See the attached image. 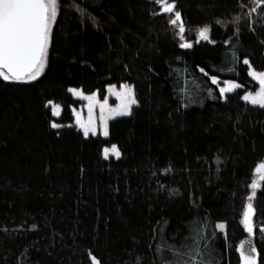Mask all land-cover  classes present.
<instances>
[{"label":"trees","instance_id":"obj_1","mask_svg":"<svg viewBox=\"0 0 264 264\" xmlns=\"http://www.w3.org/2000/svg\"><path fill=\"white\" fill-rule=\"evenodd\" d=\"M175 4L190 48L155 0H59L43 74L0 78V264H161L158 245L183 241L193 219L213 264H241V243L264 264V187L255 235L242 224L264 162V108L242 98L259 88L244 59L264 72V5ZM204 26L215 43L200 39ZM212 76L242 87L223 98ZM123 84L131 114L85 137L74 115L84 101L69 89L104 99ZM112 145L119 159L104 157Z\"/></svg>","mask_w":264,"mask_h":264},{"label":"snow or ice","instance_id":"obj_2","mask_svg":"<svg viewBox=\"0 0 264 264\" xmlns=\"http://www.w3.org/2000/svg\"><path fill=\"white\" fill-rule=\"evenodd\" d=\"M162 8V13L169 14V23L178 28V35L182 48L192 47L191 43L185 40L184 33L186 31L182 15L176 9L175 0H155ZM257 5H264V0H254ZM59 9V0H0V78L4 81H35L40 77L47 64L48 49L51 42V33L53 25L56 22ZM255 11V9H252ZM240 17L235 18V23L239 22ZM221 23L220 21H217ZM199 37L201 40H211L210 29L204 26L199 29ZM243 63L249 65V75L258 80L260 89L253 94L248 92L242 98L251 103L253 106L264 108V72H257L251 69L250 61L244 59ZM202 72L203 68L200 69ZM207 74V73H206ZM212 83L219 84L220 81L216 76L211 77ZM242 85L227 81L225 87L220 88V94L224 96ZM70 92L75 95L82 96L89 101V117L87 121L80 118L77 113L76 123L83 130V135L87 137L91 132L93 135L97 132V125L91 113L93 107L98 103L96 97L84 96L83 92L70 88ZM118 99L121 101L119 108L113 109L107 105V102L100 104L101 120L103 121V135L108 136V119L112 116L130 115L132 105L137 103L134 90L131 86L125 84L121 91H116L115 86L110 88ZM52 105V114L59 116L61 107L48 101ZM62 125L53 121L51 127L60 128ZM104 157L107 159L109 155L120 158L121 152L116 145L111 148L103 149ZM255 172L258 174L259 180H253L250 187L252 193L248 197L247 208L243 213L242 224L246 231L254 236L255 224L253 217L255 209L252 205V199L256 195V189L264 187V162L259 163ZM222 231L226 225L218 224ZM264 230V229H262ZM206 224L198 219H193L188 226V235L179 243H168L163 239L157 247L160 253L161 264H213L212 250L206 243L207 235L205 234ZM203 243V246H202ZM241 264H260V253L251 246L245 251L244 244L239 246ZM93 264H101V261L92 255Z\"/></svg>","mask_w":264,"mask_h":264},{"label":"rangeland","instance_id":"obj_3","mask_svg":"<svg viewBox=\"0 0 264 264\" xmlns=\"http://www.w3.org/2000/svg\"><path fill=\"white\" fill-rule=\"evenodd\" d=\"M53 27H54V25H53ZM176 27V26H175ZM177 28V27H176ZM52 30H53V28H52ZM52 34V33H51ZM51 43V42H50ZM49 47H50V45H49ZM49 50V49H48ZM253 77V76H252ZM39 78V77H38ZM37 78V79H38ZM253 79L258 83V85H259V82H258V80H256L254 77H253ZM219 80V79H218ZM220 81V83L219 84H215V85H217L218 87H219V89L221 88V87H225L226 86V82L227 81H221V80H219ZM20 82H31V81H20ZM125 84H123V85H121V86H117V85H111V86H109L108 88H107V94H106V96H105V98L104 99H101L100 97H99V95L97 94V93H94V94H85L82 90H80V91H82L83 92V94H84V96H95L96 97V99H97V101H98V103H96L95 104V106L93 107V110H92V113H91V115H92V117H93V119L95 120V122H96V125H97V132H96V134L95 135H93L91 132L89 133V135L88 136H90V135H93V136H97V135H101V136H103V137H107V136H104L103 135V121L101 120V111H100V104L101 103H104L105 101L107 102V105L110 107V108H113V109H116V108H119V106H120V103H121V101L118 99V97L112 92V91H110V88H112L113 86H115V90L116 91H121L122 90V88H123V86H124ZM127 85H129V84H127ZM129 86H131V85H129ZM132 87V86H131ZM133 88V87H132ZM259 89H260V85H259V88H258V90H257V92L259 91ZM79 90V89H78ZM134 90V89H133ZM236 90V89H235ZM234 90V91H235ZM234 91H232V92H230V93H233ZM257 92H252L253 94H255V93H257ZM230 93H226L224 96H222L223 98H225L226 97V95L227 94H230ZM247 94V93H246ZM77 99H80V100H82V101H84V105L80 108V109H78V110H74V115H75V119L77 120V113H79L80 114V118H82L83 120H85V121H87V119H88V117H89V108H88V105H89V101L88 100H86V99H84L82 96H78V95H75V94H73ZM244 100V99H243ZM245 101V100H244ZM246 102V101H245ZM249 103V102H248ZM251 104V103H250ZM136 104H134V105H132V108L135 106ZM132 108H131V112H132ZM61 112H62V108H61ZM61 112H60V114H61ZM60 116V115H59ZM127 116H129V115H118V116H112V117H109V119H108V132H109V123H110V121H112V120H114V119H116V118H121V117H127ZM56 117H58V116H56ZM75 124H76V126L80 129V130H82L81 128H80V126L75 122ZM83 131V130H82ZM108 148H111V147H108ZM109 157H115L114 155H109ZM108 157V158H109ZM255 180H259V177H258V174L256 173V178H255ZM260 183H262V182H260ZM257 190V189H256ZM220 229V228H219Z\"/></svg>","mask_w":264,"mask_h":264}]
</instances>
